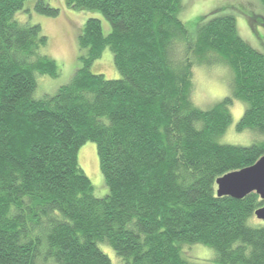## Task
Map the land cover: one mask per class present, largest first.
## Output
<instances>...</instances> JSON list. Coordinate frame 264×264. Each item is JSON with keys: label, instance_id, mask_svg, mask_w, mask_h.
I'll return each mask as SVG.
<instances>
[{"label": "trees", "instance_id": "trees-1", "mask_svg": "<svg viewBox=\"0 0 264 264\" xmlns=\"http://www.w3.org/2000/svg\"><path fill=\"white\" fill-rule=\"evenodd\" d=\"M26 1L0 0V264H113L102 242L119 264H197L187 259L196 244L215 252L212 264H264L255 214L264 200L217 194L220 177L264 156V53L240 36L235 16L218 9L192 33L182 0H66L100 12L110 32L89 18L82 66L55 95L37 98L38 76L60 68L43 52L41 25L17 18ZM35 9L60 14L46 0ZM250 15L252 26L264 23ZM106 47L118 79L91 71ZM197 65L228 66L233 97L198 108ZM233 98L247 103L237 130L261 135L252 145L219 142ZM89 141L109 189L103 198L78 162Z\"/></svg>", "mask_w": 264, "mask_h": 264}, {"label": "rangeland", "instance_id": "rangeland-1", "mask_svg": "<svg viewBox=\"0 0 264 264\" xmlns=\"http://www.w3.org/2000/svg\"><path fill=\"white\" fill-rule=\"evenodd\" d=\"M46 1L52 7L60 9L58 16L51 17L38 13L35 9L37 0H27L24 6L25 10L23 9L16 14L21 22L41 25L43 34L49 38L48 46L43 49V52L55 59L60 68L58 77L38 76V89L35 92L37 98L55 95L58 89L67 84L74 72L82 66L79 37L85 22L89 18H99L102 21L104 34L107 35L110 32L109 22L98 11L81 10L68 6L66 0ZM182 5L180 17L192 33L195 31L199 17L210 15L218 9H222L215 15H234L240 36L252 47L264 53V23L258 21L252 26L250 21L252 12L264 14V7L260 0H182ZM91 71L96 74H103L107 79L121 77L115 66L113 53L108 47L103 50L101 57L93 63ZM232 77L233 73L228 66H195L192 90L194 104L202 110H209L226 97H233ZM246 108V102L233 98V103L230 105L232 122L227 131L219 138L220 143L249 146L261 138V135L250 130L242 132L237 130V125ZM78 162L91 180L95 196L98 198L107 196L109 189L100 168L95 142L89 141L80 148ZM99 246L109 255L113 264L120 263V257L107 243L102 242ZM187 254L190 256L187 259L197 264H212L216 261L215 252L200 244L189 248Z\"/></svg>", "mask_w": 264, "mask_h": 264}, {"label": "water", "instance_id": "water-1", "mask_svg": "<svg viewBox=\"0 0 264 264\" xmlns=\"http://www.w3.org/2000/svg\"><path fill=\"white\" fill-rule=\"evenodd\" d=\"M252 192H257L264 200V156L254 165L239 171L225 174L217 180L218 196H230L242 199ZM264 222V206L255 212Z\"/></svg>", "mask_w": 264, "mask_h": 264}]
</instances>
